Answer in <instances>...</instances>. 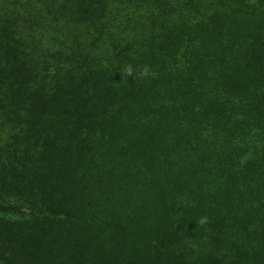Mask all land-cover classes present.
I'll list each match as a JSON object with an SVG mask.
<instances>
[{
    "label": "trees",
    "instance_id": "trees-1",
    "mask_svg": "<svg viewBox=\"0 0 264 264\" xmlns=\"http://www.w3.org/2000/svg\"><path fill=\"white\" fill-rule=\"evenodd\" d=\"M0 264H264V0H0Z\"/></svg>",
    "mask_w": 264,
    "mask_h": 264
}]
</instances>
